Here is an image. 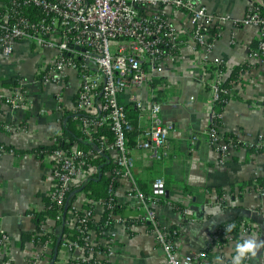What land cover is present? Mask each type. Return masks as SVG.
I'll return each mask as SVG.
<instances>
[{
    "label": "built area",
    "instance_id": "obj_1",
    "mask_svg": "<svg viewBox=\"0 0 264 264\" xmlns=\"http://www.w3.org/2000/svg\"><path fill=\"white\" fill-rule=\"evenodd\" d=\"M168 9L180 11L185 21L175 20ZM261 11L264 0H250L239 20L215 14L198 0H0V59L9 63L20 50L36 60L26 72L16 70L0 78V106L7 107L8 120L16 111L25 112L28 119L37 100L49 101L56 131L47 144H60L68 112L81 134L69 146L41 152L46 188L36 213H44V218L22 254L23 264L52 262L53 250L60 264H114L119 249L116 227L129 220L123 210L127 208L135 209L134 218L154 235L164 254L163 264H214L208 262L213 254L221 264H232L235 245L253 232L248 219L218 225L201 249L180 256L169 238L175 230L159 221L154 208L164 193L163 180L153 183L148 196L138 187L133 171L138 162L148 165L170 155L175 126L163 113L174 104L171 77L184 80L188 73L196 76L197 68L210 70L202 84L209 92L210 107L220 93L230 97L241 87L246 72L229 88L220 86L233 69L213 53L227 23L256 27L257 47L248 55L264 63ZM230 32L232 44L234 31ZM211 118L204 133L221 162L231 158L234 139L264 149V137L226 138L213 110ZM12 119L0 121V132L28 133L15 115ZM8 152L15 154L0 141V155ZM103 157L110 164L104 173L106 197L96 198L83 187ZM118 189L130 200L128 206L119 199ZM255 191L263 194L264 187L256 184ZM50 209L53 217L47 214ZM182 211L192 215L189 208ZM58 236L61 243L55 252ZM12 243V237L0 229V264H12ZM227 246L232 247L231 255L224 252Z\"/></svg>",
    "mask_w": 264,
    "mask_h": 264
},
{
    "label": "crops",
    "instance_id": "obj_2",
    "mask_svg": "<svg viewBox=\"0 0 264 264\" xmlns=\"http://www.w3.org/2000/svg\"><path fill=\"white\" fill-rule=\"evenodd\" d=\"M198 1L215 14L239 20L250 0ZM167 12L175 20L185 21L180 11L168 9ZM231 29L234 31L232 44L229 43ZM256 38V27H232L227 23L219 31L213 52L225 60L228 68L234 69L243 63L252 65L243 74L241 87L229 97L220 116L221 130L242 141L264 137V63H256L248 55ZM28 55L18 50L9 63L0 59V78L16 70L28 71L36 61ZM180 69L184 70V67ZM209 73L208 69L197 68L193 78L189 73L184 80L171 77L175 83L174 104L163 113L164 118L175 126L170 155L148 165L138 162L133 171L136 180L148 182L150 192L156 180H163L162 200L154 208L159 221L177 232L173 242L180 256L201 249L214 228L235 217L250 221L253 232L249 238L264 241V194L255 191L256 178L264 176V152L246 155L240 146L231 151V158L219 160V154L211 148L204 133L212 121L213 110V106L208 105L209 92L202 87ZM41 109L49 113L41 112ZM5 112L8 113L7 107L1 105L0 121L8 122L9 113L6 115ZM10 114L9 122L15 115L19 126L25 125L28 133L0 132V141L18 151L0 155V229L12 237V264H23L22 254L28 249L36 228L33 215L37 214L41 201L39 196L46 188L43 150L37 153L32 149L48 145L49 137L56 131V119L51 103L40 100H37L28 119L22 111ZM120 189H125V186ZM117 192L121 202L128 206L130 200L119 189ZM171 203L182 207V210L191 209L192 215H185ZM123 210L129 215V220L116 227L119 249L114 264H163V251L156 244L154 235L134 218L136 210ZM224 252L231 255L232 247L227 246ZM208 262L221 264L216 254ZM34 264L50 262L40 259ZM242 264H264V247L258 250L256 257L249 256Z\"/></svg>",
    "mask_w": 264,
    "mask_h": 264
},
{
    "label": "trees",
    "instance_id": "obj_3",
    "mask_svg": "<svg viewBox=\"0 0 264 264\" xmlns=\"http://www.w3.org/2000/svg\"><path fill=\"white\" fill-rule=\"evenodd\" d=\"M261 13L264 14L263 11H261ZM257 47V40L254 42L253 46L251 47V49L249 51H252L254 49H256ZM250 67H252L251 64H247V63H243V64H239L237 65L234 69H232L230 71V73L228 74V77L225 79L224 82H221V87L224 88H229L231 85V82L233 81H238L240 79V74L246 72L247 70L250 69ZM229 100V96L224 94V93H220L219 94V99L218 101L213 105V111L216 115V120L217 123L220 124V120H221V112L222 109L224 107V105L227 103V101ZM62 125H63V133L61 135V137L58 138V142H60V144L58 145H39L37 148H33V151H36L37 153L39 152V150H45V149H53L56 147H66L69 146L71 144V142L75 141V140H79V138L81 137L80 132L76 129L75 124H74V120H73V114L68 112L65 114L64 119L62 121ZM225 137H231V138H235L234 135L230 134V133H225ZM84 143V142H83ZM234 143H235V148H239L240 146H243L245 151H246V155H250L251 153L253 154H258V153H263L264 149L262 148H258L256 146H251L248 144H243V142H239L236 141L234 139ZM7 150H12L14 153H17V149H15L14 147L10 146V145H6ZM96 164L98 165V170L95 173L94 176H92L88 181L87 184L83 187L84 190L90 189L92 191V194L94 197L96 198H100V197H106V185H107V175H105L104 173H107L110 170V164L106 161V159L103 157V159L101 161H96ZM148 182L146 181H140L137 180V185L138 187L148 196L151 195L149 186L147 185ZM256 183L257 186L260 187H264V176H259L256 178ZM162 199H159V201L161 202ZM171 205H173L174 207H177L178 205H176L175 203H171ZM66 207L68 208L69 205H66ZM179 210H182V207H177ZM48 216H54L55 212L54 209H50L47 211ZM44 218V213H37L34 216L36 225L39 224L40 220H42ZM240 220H242L239 217H235L233 219L227 220L222 222L219 226H222L226 223L229 222H233V223H237ZM63 230H65V228H63ZM76 232H74L72 234L73 238L76 237ZM177 232L172 233V231H170V235L169 238L171 240H174V238L176 237ZM61 236V235H60ZM55 237V252L56 250L58 251L61 240L59 241L58 238L60 237ZM24 238L26 239L27 237L24 236ZM62 238V237H61ZM58 240V241H57ZM80 241V240H79ZM213 255H209V258H211ZM57 258L56 256H54V250H53V258H52V262H50V264H60L58 262H56ZM92 264H98L97 262H92Z\"/></svg>",
    "mask_w": 264,
    "mask_h": 264
},
{
    "label": "clouds",
    "instance_id": "obj_4",
    "mask_svg": "<svg viewBox=\"0 0 264 264\" xmlns=\"http://www.w3.org/2000/svg\"><path fill=\"white\" fill-rule=\"evenodd\" d=\"M233 226H229L226 230L230 231ZM264 247V241L257 242L255 238H248L243 240L242 243L235 245V255L232 258V264H242L246 257H256L258 250Z\"/></svg>",
    "mask_w": 264,
    "mask_h": 264
},
{
    "label": "rangeland",
    "instance_id": "obj_5",
    "mask_svg": "<svg viewBox=\"0 0 264 264\" xmlns=\"http://www.w3.org/2000/svg\"><path fill=\"white\" fill-rule=\"evenodd\" d=\"M9 133H11V132H9ZM263 194H264V193H263ZM260 195H262V194H260ZM34 230H35V229H34ZM33 232H34V231H33ZM33 232H32V233H33Z\"/></svg>",
    "mask_w": 264,
    "mask_h": 264
}]
</instances>
